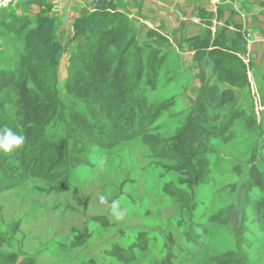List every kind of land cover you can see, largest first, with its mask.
<instances>
[{
    "label": "rangeland",
    "instance_id": "374dc122",
    "mask_svg": "<svg viewBox=\"0 0 264 264\" xmlns=\"http://www.w3.org/2000/svg\"><path fill=\"white\" fill-rule=\"evenodd\" d=\"M141 34L144 59L166 57L155 86H145L150 102H168L157 119L163 136L198 116L210 88L225 92L202 122L216 134L208 139V169L194 175L174 167L140 138L110 149L95 145L86 162L65 173L30 177L0 192L1 264H264L263 72L254 74L247 51L214 48L198 62L183 35ZM6 55L0 69L11 65ZM60 97L80 107L66 86Z\"/></svg>",
    "mask_w": 264,
    "mask_h": 264
},
{
    "label": "trees",
    "instance_id": "16d2710c",
    "mask_svg": "<svg viewBox=\"0 0 264 264\" xmlns=\"http://www.w3.org/2000/svg\"><path fill=\"white\" fill-rule=\"evenodd\" d=\"M33 1L47 7L41 0ZM111 5L97 1L89 15L75 22V46L64 84L80 106L74 108L60 97L59 65L68 46L56 37L55 20L45 14L46 8L35 17L8 19H4L6 10L0 9V37L11 63L0 69V131L11 128L25 137L22 147L0 150V192L30 177L65 173L74 164L86 162L95 145L110 149L137 138L152 152L174 160V167L194 175L208 169V139L216 134L205 130L202 122L212 115L209 107L222 103L225 92L218 94L216 87L210 88L209 103L198 101V116L173 137L163 136L157 119L168 102H150L145 86H155V70L166 57L152 53L144 59L145 48L137 43L131 19L111 10ZM198 17L205 33L187 37L196 61L206 60L214 48L235 55L238 46L245 43L239 25L234 26L231 38L228 20L214 28V21L222 17L220 10L199 8ZM154 34L159 35L150 32L149 36ZM8 43H12L11 48ZM2 54L1 58L7 56ZM233 65L242 67L241 63ZM233 216L230 211L224 223ZM242 261L237 259V263ZM1 263H5L2 257Z\"/></svg>",
    "mask_w": 264,
    "mask_h": 264
},
{
    "label": "crops",
    "instance_id": "0c3cea01",
    "mask_svg": "<svg viewBox=\"0 0 264 264\" xmlns=\"http://www.w3.org/2000/svg\"><path fill=\"white\" fill-rule=\"evenodd\" d=\"M21 1L23 3H21ZM47 7L33 0H0V9L6 10L4 19L11 16L35 17L46 8L45 14L55 21V35L68 46L59 65V87L63 88L67 75L69 57L75 46L73 41L74 26L77 19L89 15L100 0H41ZM111 3V10L126 14L133 24L138 39L145 31L161 33H176L187 37L204 34L205 25L198 17V9L221 11L220 21H214L216 26L225 20L231 24L230 36L235 34L234 26L242 27V42L235 55L247 51L245 56L251 63L254 74L263 72L264 76V0H101ZM26 2V3H25ZM49 6V7H48ZM108 6V5H107ZM106 6V7H107ZM3 10V11H4ZM182 28V29H181ZM139 34H141L139 36ZM247 34H250L247 36ZM189 47L188 42H185ZM0 53H5L3 39L0 37ZM193 55V51H191ZM242 58V57H241Z\"/></svg>",
    "mask_w": 264,
    "mask_h": 264
},
{
    "label": "clouds",
    "instance_id": "9594fccd",
    "mask_svg": "<svg viewBox=\"0 0 264 264\" xmlns=\"http://www.w3.org/2000/svg\"><path fill=\"white\" fill-rule=\"evenodd\" d=\"M25 143V137L21 134L14 132L11 128H5L0 131V150L10 152L14 149L20 148ZM102 203L106 202L105 196H100ZM113 213L120 218L119 203L114 201L112 204Z\"/></svg>",
    "mask_w": 264,
    "mask_h": 264
},
{
    "label": "built area",
    "instance_id": "2783aa9c",
    "mask_svg": "<svg viewBox=\"0 0 264 264\" xmlns=\"http://www.w3.org/2000/svg\"><path fill=\"white\" fill-rule=\"evenodd\" d=\"M250 34H247V36H249Z\"/></svg>",
    "mask_w": 264,
    "mask_h": 264
}]
</instances>
